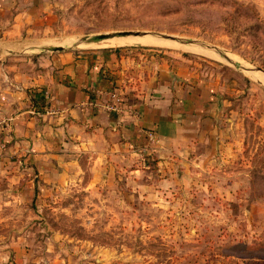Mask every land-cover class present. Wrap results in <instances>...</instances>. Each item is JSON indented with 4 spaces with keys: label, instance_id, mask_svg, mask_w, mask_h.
Here are the masks:
<instances>
[{
    "label": "rangeland",
    "instance_id": "374dc122",
    "mask_svg": "<svg viewBox=\"0 0 264 264\" xmlns=\"http://www.w3.org/2000/svg\"><path fill=\"white\" fill-rule=\"evenodd\" d=\"M29 1L37 3L36 10H30L29 3L25 6ZM13 2L17 4L14 10H0V40L41 41L76 51L151 48L190 57L199 70L206 69L200 66L203 63L222 68L228 76L239 69L187 48L199 47L167 40L173 43L171 47L114 45L107 42L110 39L83 41L125 30L157 32L207 42L227 51L238 63L264 70V14L244 0ZM19 14L23 16L14 22ZM25 51L34 54L38 50ZM246 73L253 76V72ZM255 106L249 115L241 116L246 140L238 150L214 158L205 169L191 160L188 172H178L172 185L161 181L164 171L160 173L158 164L172 156H158L150 143L137 156V164L147 170L142 177L147 179L146 187L119 185L103 191L105 188L88 189L83 182L41 189L39 177L34 180V174L16 170L20 176H15L13 187H0V264L13 263L18 243L33 248L35 256L46 255L47 250L41 248L54 237L61 243L57 255L80 258L91 248L95 255H110L112 264H264V110ZM17 162L21 169L23 160ZM124 176L121 173L120 183ZM11 194L15 198L6 203L5 197ZM41 196L45 201L41 202Z\"/></svg>",
    "mask_w": 264,
    "mask_h": 264
},
{
    "label": "crops",
    "instance_id": "0c3cea01",
    "mask_svg": "<svg viewBox=\"0 0 264 264\" xmlns=\"http://www.w3.org/2000/svg\"><path fill=\"white\" fill-rule=\"evenodd\" d=\"M13 1L0 0V10H14ZM244 1L264 14V0ZM28 3L34 10L37 3ZM15 16L14 22L23 14ZM12 42L0 40L10 50ZM18 43L23 46L15 52L0 53V119L9 121L0 127V187L6 190L20 176L16 170L34 174V180L39 177L41 189L83 182L88 189L103 191L119 185L146 187L142 177L147 170L137 164V156L148 143L155 145L158 156H172L158 161L160 173L164 171L161 181L172 185L178 172H188L191 160L205 169L214 158L238 150L246 140L241 116L253 112L256 104L264 110V70L236 61L226 60L242 73L236 68L228 76L212 64H200L206 69L199 70L190 57L151 48L48 51L41 41ZM26 48L38 51L26 54ZM111 89L123 97V111L82 105L89 99L104 102L100 94ZM17 160L24 162L21 169ZM9 196L6 203L15 198ZM58 241L54 237L46 242L41 250L47 253L41 257L18 243L12 264H112L110 255H95L91 248L80 258L57 255Z\"/></svg>",
    "mask_w": 264,
    "mask_h": 264
},
{
    "label": "water",
    "instance_id": "95a60500",
    "mask_svg": "<svg viewBox=\"0 0 264 264\" xmlns=\"http://www.w3.org/2000/svg\"><path fill=\"white\" fill-rule=\"evenodd\" d=\"M130 35H133V36L153 35L156 38L174 41V42H177V43L182 44V45H193V46H196L199 48L211 50L214 53H216L218 56L222 57L223 59L233 63V59L229 56V53L227 51L222 50V49H220L214 45H211L207 42L188 40V39L179 38V37L166 35L163 33H157V32H141V31L125 30V31H118V32H114V33L96 34V35H93L90 37L83 38V41H85V42H99V41H102V40L110 38V37L130 36ZM16 44H21V43H13V45H16ZM62 48L63 47H61V46H54V45H44L42 47V49L48 50V51L62 50ZM16 50L17 49H14V48L11 50L7 49L5 47V45L0 44V53L12 52V51L15 52ZM252 69L263 71V69L255 68V67H253Z\"/></svg>",
    "mask_w": 264,
    "mask_h": 264
},
{
    "label": "bare ground",
    "instance_id": "6f19581e",
    "mask_svg": "<svg viewBox=\"0 0 264 264\" xmlns=\"http://www.w3.org/2000/svg\"><path fill=\"white\" fill-rule=\"evenodd\" d=\"M108 39H110V40H108ZM104 40H106V39H104ZM107 40H108L107 41L108 43L114 44V45L128 44V43H141V44L166 45V46H170V47L172 46L173 43H168V42H174V41H170V40H167L168 41L167 42V41H165L166 39L162 40V39L156 38L153 35H144V36H133V35H130V36H119V37L115 36V37L107 38ZM3 45H5V44L3 43ZM22 46H23L22 44H17V45H14L13 48L14 49H20V47H22ZM183 46H185V45H183ZM188 46H191V45H188ZM187 48L189 50H192V51H195V52H198V53L213 57L215 59L222 60V58L220 56L214 55V54H212V53H210V52H208L206 50H202V49H199V48H193V47H187ZM231 56L236 58L234 55H232V53H231ZM233 61H236L238 63V61L236 59H233ZM257 74L258 73H256V74L253 73V76H255L256 78H260V76L257 75Z\"/></svg>",
    "mask_w": 264,
    "mask_h": 264
},
{
    "label": "built area",
    "instance_id": "2783aa9c",
    "mask_svg": "<svg viewBox=\"0 0 264 264\" xmlns=\"http://www.w3.org/2000/svg\"><path fill=\"white\" fill-rule=\"evenodd\" d=\"M100 95L105 96L106 100L104 102H100L95 99H89L86 102H82V105L83 106L90 105L96 109H105V110L123 111L124 109H126L122 107L123 97L115 89L104 91ZM47 112H55V110L48 109ZM8 125H9V121L7 119H0V127H6Z\"/></svg>",
    "mask_w": 264,
    "mask_h": 264
}]
</instances>
